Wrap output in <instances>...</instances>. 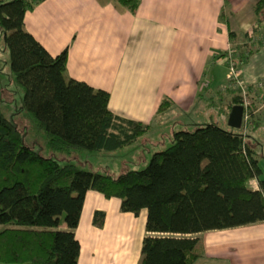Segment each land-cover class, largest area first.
I'll use <instances>...</instances> for the list:
<instances>
[{"label":"trees","instance_id":"obj_1","mask_svg":"<svg viewBox=\"0 0 264 264\" xmlns=\"http://www.w3.org/2000/svg\"><path fill=\"white\" fill-rule=\"evenodd\" d=\"M42 1L0 0V30L14 78L24 89V107L44 132L47 147L71 155L132 144L148 126L115 115L109 91L68 78L67 49L54 56L26 29V12ZM116 1L135 13L142 0ZM254 12L259 31L264 0L256 1ZM260 47H233L239 70ZM230 82L235 96L226 107L227 117L234 105H244L242 89ZM245 86L252 94L255 87ZM172 105L165 98L158 114ZM249 113L241 129L208 122L176 131L173 144L153 153L145 168L113 176L41 155L0 108V264H78L81 245L75 229L90 190L121 199L123 212L138 216L147 210L139 264H195L202 254L197 251L199 238L190 235L264 221L253 102ZM255 178L258 190L249 185ZM105 218L104 211H95L94 225L102 227Z\"/></svg>","mask_w":264,"mask_h":264},{"label":"crops","instance_id":"obj_2","mask_svg":"<svg viewBox=\"0 0 264 264\" xmlns=\"http://www.w3.org/2000/svg\"><path fill=\"white\" fill-rule=\"evenodd\" d=\"M256 1L142 0L134 13L116 0H44L26 12L24 23L52 55L67 49L68 78L109 91L115 115L148 126L142 135L146 146H156L149 134L172 109L189 113L203 102L228 120L225 110L235 92L229 83L227 54L236 44L260 43L240 73L245 85L255 87L252 96L263 99L254 107L259 124L253 132L255 150L262 158L264 24L255 30ZM165 98L173 105L158 114ZM135 142L101 152L116 156L123 150L129 158L137 152ZM160 150L144 149V161ZM249 185L258 190V179ZM97 210L106 213L102 227L93 223ZM146 223V209L138 216L123 212L121 199L88 191L75 229L81 245L78 264H139ZM190 236L199 238L197 251L202 254L195 264H264V221Z\"/></svg>","mask_w":264,"mask_h":264},{"label":"rangeland","instance_id":"obj_3","mask_svg":"<svg viewBox=\"0 0 264 264\" xmlns=\"http://www.w3.org/2000/svg\"><path fill=\"white\" fill-rule=\"evenodd\" d=\"M230 49L234 48L231 47ZM229 78V81L233 80L231 77ZM229 83L234 87L231 82ZM23 96L24 89L14 78L11 69L10 51L5 43L3 32L0 30V108L5 117L20 128L26 144L34 148L41 155L58 160L62 165L70 163L77 164L85 170L118 176L129 169L139 170L145 168L150 160L144 161V155L142 154L144 149L149 151L169 147L174 142L173 135L176 131H191L197 125L208 122H216L225 129H232L228 124V120L222 116L218 108L209 109L202 102L189 113L180 114L176 109H172L158 121L156 120L157 122L153 125V129L149 134V138L153 140V144L156 146H146L144 143L146 136H141L134 145V149L137 152L133 153L129 158H127L128 155L123 150L116 156L115 154L113 156H110V154L107 156L102 154L101 151L88 150L75 151L71 155H67L54 152L47 147L46 136L38 127L34 117L25 109ZM244 99L253 102L256 108L263 104V99L257 98L256 100L252 94H248ZM262 132L264 133V129L261 130ZM155 133H157V136H153ZM255 136L257 137L256 133ZM158 141L161 142L159 145L157 143ZM262 141L264 143V138ZM258 159L260 166L264 169V156L262 158L258 157ZM262 177L264 178V172Z\"/></svg>","mask_w":264,"mask_h":264},{"label":"built area","instance_id":"obj_4","mask_svg":"<svg viewBox=\"0 0 264 264\" xmlns=\"http://www.w3.org/2000/svg\"><path fill=\"white\" fill-rule=\"evenodd\" d=\"M236 51L234 49H230L227 54V61H228V69L230 72L231 78L236 82V85L239 86L242 89V96L245 98V96L248 95V89L246 88L244 82L240 79V70L238 69L237 65L238 62L235 58ZM252 102L246 101L244 99V118H243V125L247 123L250 113H249V106ZM242 125V126H243Z\"/></svg>","mask_w":264,"mask_h":264},{"label":"water","instance_id":"obj_5","mask_svg":"<svg viewBox=\"0 0 264 264\" xmlns=\"http://www.w3.org/2000/svg\"><path fill=\"white\" fill-rule=\"evenodd\" d=\"M244 118V106L242 104H236L232 107L228 117V124L233 129H241Z\"/></svg>","mask_w":264,"mask_h":264}]
</instances>
